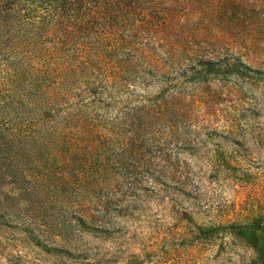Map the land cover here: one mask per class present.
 <instances>
[{"label":"trees","instance_id":"obj_1","mask_svg":"<svg viewBox=\"0 0 264 264\" xmlns=\"http://www.w3.org/2000/svg\"><path fill=\"white\" fill-rule=\"evenodd\" d=\"M126 2L0 0V238L80 254L78 233L113 229L119 190L187 189L172 151L196 142L182 89L191 82L192 101L225 70L191 52L178 64L188 51L131 29ZM195 229L242 240L264 264L260 217Z\"/></svg>","mask_w":264,"mask_h":264},{"label":"rangeland","instance_id":"obj_2","mask_svg":"<svg viewBox=\"0 0 264 264\" xmlns=\"http://www.w3.org/2000/svg\"><path fill=\"white\" fill-rule=\"evenodd\" d=\"M122 8L136 18L131 29L159 32L187 50L178 64L191 52L225 70L191 91L192 101L191 82L183 83L192 115L187 133L196 142L172 151L188 187L148 180L133 195L119 190L113 229L78 233L86 248L80 254L31 248L22 235L3 233L0 264H251L242 240L220 231L203 239L195 226L264 220V0H128Z\"/></svg>","mask_w":264,"mask_h":264}]
</instances>
